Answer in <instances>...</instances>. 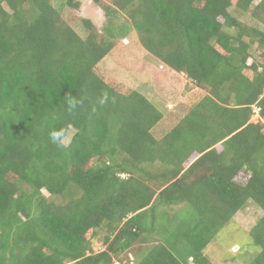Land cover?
<instances>
[{"label":"trees","instance_id":"obj_1","mask_svg":"<svg viewBox=\"0 0 264 264\" xmlns=\"http://www.w3.org/2000/svg\"><path fill=\"white\" fill-rule=\"evenodd\" d=\"M93 1L81 36L61 15L78 0H0V264H122L135 245L132 264H210L248 200L246 264H264V30L229 10L264 25V0ZM131 32L203 91L159 138L161 111L100 67Z\"/></svg>","mask_w":264,"mask_h":264},{"label":"rangeland","instance_id":"obj_2","mask_svg":"<svg viewBox=\"0 0 264 264\" xmlns=\"http://www.w3.org/2000/svg\"><path fill=\"white\" fill-rule=\"evenodd\" d=\"M78 1L80 2L78 8L65 7L61 15L81 36H84L85 32L79 19L88 18L97 28H100L104 16L93 0ZM101 1L109 3V0ZM51 2L56 7L59 6V0H51ZM257 2L258 0H255L251 6ZM251 9L241 12L234 5L229 8L230 13L240 22L257 25L264 30V25L251 16ZM250 61L251 58L248 59V62ZM100 67L119 82L139 91L161 111L162 118L152 129L157 138L167 132L203 95V91L194 87L183 74L171 70L148 53L133 32L128 37L116 41L113 50L100 61ZM258 119L256 113L251 116L253 122ZM72 133V129L67 132L63 138L64 144L69 141ZM216 147L220 149L218 145ZM13 178L14 176L11 175L10 179ZM43 193L47 195L45 191ZM261 214V209L248 200L244 208L237 211L203 249V254L211 261L210 264H246L252 259L258 253V247L251 239L250 229ZM103 235L104 230L101 229L98 236L93 239V251L103 248L101 242ZM138 247L139 245H135L128 253H123L122 264H132L133 253Z\"/></svg>","mask_w":264,"mask_h":264},{"label":"clouds","instance_id":"obj_3","mask_svg":"<svg viewBox=\"0 0 264 264\" xmlns=\"http://www.w3.org/2000/svg\"><path fill=\"white\" fill-rule=\"evenodd\" d=\"M109 97L107 95V93H104L102 95V97L99 100V103L101 105H103L104 103H106L108 101ZM69 109H74L79 103H81V101H78L74 98H69ZM63 138H64V131L60 130V131H52L50 134V139L52 140L53 143L57 144L58 146L61 145L63 143Z\"/></svg>","mask_w":264,"mask_h":264}]
</instances>
